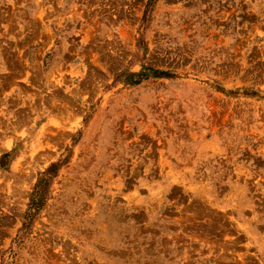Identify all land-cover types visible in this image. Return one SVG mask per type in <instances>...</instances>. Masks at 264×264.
<instances>
[{
	"label": "rangeland",
	"instance_id": "1",
	"mask_svg": "<svg viewBox=\"0 0 264 264\" xmlns=\"http://www.w3.org/2000/svg\"><path fill=\"white\" fill-rule=\"evenodd\" d=\"M0 264H264V0H0Z\"/></svg>",
	"mask_w": 264,
	"mask_h": 264
}]
</instances>
